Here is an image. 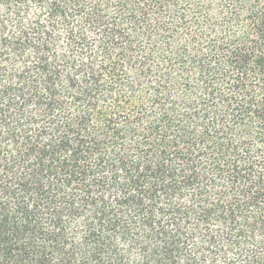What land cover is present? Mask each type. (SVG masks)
Here are the masks:
<instances>
[{
    "label": "trees",
    "instance_id": "1",
    "mask_svg": "<svg viewBox=\"0 0 264 264\" xmlns=\"http://www.w3.org/2000/svg\"><path fill=\"white\" fill-rule=\"evenodd\" d=\"M0 264H264V0H0Z\"/></svg>",
    "mask_w": 264,
    "mask_h": 264
}]
</instances>
